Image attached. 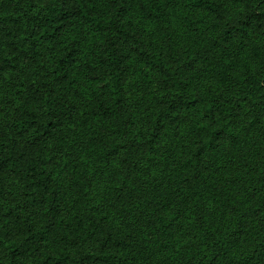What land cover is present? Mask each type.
<instances>
[{"label":"trees","instance_id":"trees-1","mask_svg":"<svg viewBox=\"0 0 264 264\" xmlns=\"http://www.w3.org/2000/svg\"><path fill=\"white\" fill-rule=\"evenodd\" d=\"M109 1L0 0V264H264V0H187L183 42ZM133 73L155 89L131 126Z\"/></svg>","mask_w":264,"mask_h":264},{"label":"rangeland","instance_id":"rangeland-1","mask_svg":"<svg viewBox=\"0 0 264 264\" xmlns=\"http://www.w3.org/2000/svg\"><path fill=\"white\" fill-rule=\"evenodd\" d=\"M125 0H117V2L121 3ZM128 2H133L137 0H127ZM93 2L98 7L106 6L107 4H111L113 2L109 0H93ZM144 3H147L148 6H154L157 12V18L159 20L157 24V28L163 29L167 31L169 34H172L176 37L177 41H184V23L182 21V17L180 12L183 11H191L193 12L192 7L187 3V0H144ZM131 14L136 16V12H134V7L129 6ZM88 33V29L82 25H78L74 23L71 25L68 30L64 33L66 37L65 42L61 43H70L75 41L80 46V55H83L86 51V48L83 45V39ZM244 58L241 56L239 62H243ZM130 82L133 86L131 88L130 94V112L132 113L131 119L129 122L132 124H136V122L142 118L143 114L148 110L151 105V96L154 92V85L149 83L147 80L138 77L136 74H131ZM11 86L8 81V78H0V106L3 107L6 104V100L8 94L10 92ZM164 149L166 152V157L171 162V165L175 162V159L180 155L184 154L186 146L188 144V124L184 122L180 124L175 130H170L168 133H165L163 139ZM264 155V145L260 147L259 156L262 157ZM174 161V162H173ZM119 178V174L116 170L111 171L109 169H93L89 173V183L93 187L94 192L97 195L103 194L104 190L107 186L114 185ZM165 179V178H164ZM162 179V180H164ZM223 177L222 180H224ZM162 180H159L161 182ZM166 181V180H165ZM237 184V180L233 181V185ZM237 198L239 203L242 205L245 204V200L240 193H237ZM33 219L36 215L31 216ZM233 224V223H232ZM242 237H238L235 242V246L238 243V240L241 241ZM245 245V242L241 241L238 244V249H241ZM237 249V250H238Z\"/></svg>","mask_w":264,"mask_h":264}]
</instances>
